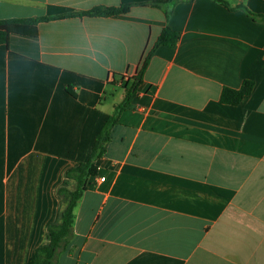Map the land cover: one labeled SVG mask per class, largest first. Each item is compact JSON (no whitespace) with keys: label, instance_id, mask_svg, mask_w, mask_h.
Segmentation results:
<instances>
[{"label":"crops","instance_id":"obj_1","mask_svg":"<svg viewBox=\"0 0 264 264\" xmlns=\"http://www.w3.org/2000/svg\"><path fill=\"white\" fill-rule=\"evenodd\" d=\"M158 1L0 0V19L131 5L0 45V264L47 243L66 171L88 160L165 26L178 41L149 58L57 264H264V25L214 0ZM224 1L264 15V0ZM243 81L251 93L222 104Z\"/></svg>","mask_w":264,"mask_h":264},{"label":"trees","instance_id":"obj_2","mask_svg":"<svg viewBox=\"0 0 264 264\" xmlns=\"http://www.w3.org/2000/svg\"><path fill=\"white\" fill-rule=\"evenodd\" d=\"M170 1L173 0H167L166 2ZM214 1L224 5L230 10H242L253 21L264 25V15L253 14L242 5H239L235 8H230L224 0ZM166 2H152L149 5L160 7ZM130 7V4H125L118 7L100 6L84 12L68 13L53 17H40L32 19H0V45H7L8 38L11 34L16 33L35 36L37 33V24L42 21L60 19L63 17L116 16L126 14ZM177 41L178 34L172 31L169 27L165 26L159 34L152 49L144 58L137 74L124 82V99L120 104L115 106L113 113L108 117L106 123L97 134L92 144L88 160L83 163H78L66 171V182L57 190L58 196L60 197L62 203L61 210L58 213L56 220L47 226V243L39 246L34 251L33 255L28 261V264H57L58 257L67 249L74 235L73 224L75 207L83 193L86 191L87 187L91 185V179L98 175L96 161L103 156L106 145L110 139L111 129L116 124L120 113L129 107L130 101L141 83L142 76L147 67L149 58L152 56L155 48L159 46L173 48ZM252 89L253 82L243 81L241 87L237 90L223 88L221 90L219 100L222 104L235 106L238 105L246 96H248ZM69 94L72 97L75 96V93L72 91H70Z\"/></svg>","mask_w":264,"mask_h":264},{"label":"built area","instance_id":"obj_3","mask_svg":"<svg viewBox=\"0 0 264 264\" xmlns=\"http://www.w3.org/2000/svg\"><path fill=\"white\" fill-rule=\"evenodd\" d=\"M104 179L103 178H100V181H103Z\"/></svg>","mask_w":264,"mask_h":264}]
</instances>
